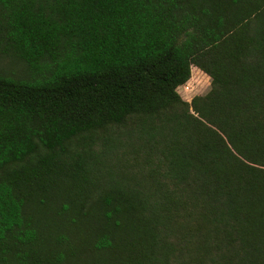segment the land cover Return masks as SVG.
<instances>
[{"label": "trees", "instance_id": "1", "mask_svg": "<svg viewBox=\"0 0 264 264\" xmlns=\"http://www.w3.org/2000/svg\"><path fill=\"white\" fill-rule=\"evenodd\" d=\"M0 57V264H264V0H0Z\"/></svg>", "mask_w": 264, "mask_h": 264}, {"label": "rangeland", "instance_id": "2", "mask_svg": "<svg viewBox=\"0 0 264 264\" xmlns=\"http://www.w3.org/2000/svg\"><path fill=\"white\" fill-rule=\"evenodd\" d=\"M0 70L12 72L14 75H22L24 73V64L15 59L0 57ZM209 89V77L195 66H191L190 80L177 87L180 97L187 102H190L192 97L196 95L207 93Z\"/></svg>", "mask_w": 264, "mask_h": 264}]
</instances>
